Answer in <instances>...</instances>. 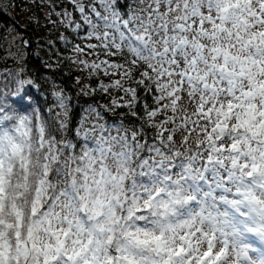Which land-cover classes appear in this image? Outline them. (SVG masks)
Segmentation results:
<instances>
[{"label":"clouds","instance_id":"9594fccd","mask_svg":"<svg viewBox=\"0 0 264 264\" xmlns=\"http://www.w3.org/2000/svg\"><path fill=\"white\" fill-rule=\"evenodd\" d=\"M251 6L258 9L256 0ZM245 7L242 3L229 14L224 31L208 29L211 38L189 28L169 31L165 43L163 30H153L151 49H178L175 54L187 62L176 71L192 73L184 89L190 96L179 105L169 104L182 140L166 144V154L152 157L155 167L144 166L143 146L126 141L124 129L110 127L103 135L99 128L86 130L87 140L75 141L67 129L49 131L50 121L35 106L27 113L5 112L11 119L0 124V132L6 133L0 137L4 264H187L209 245L219 250L225 244L223 264H264V95H243L264 82V73L253 63L264 64V46H242L264 32V24L256 25ZM181 14L165 17L169 29ZM165 62L171 66L170 58ZM170 79L178 82L175 76ZM229 100L239 105L231 118L218 108H226ZM201 105L213 106L211 123H201L209 119L198 115ZM20 116L31 120L17 130ZM42 123L48 132L43 146ZM217 123L220 128L212 132ZM51 131L57 132L54 141ZM209 135L225 137V146L236 143L238 150L212 152L214 163L202 180ZM73 142L87 147L74 152L62 147ZM170 161L175 172L167 171ZM245 162L250 167L242 169ZM252 165L258 170L249 177ZM181 246L188 256H175Z\"/></svg>","mask_w":264,"mask_h":264},{"label":"snow or ice","instance_id":"6c2138e0","mask_svg":"<svg viewBox=\"0 0 264 264\" xmlns=\"http://www.w3.org/2000/svg\"><path fill=\"white\" fill-rule=\"evenodd\" d=\"M35 3V0H32ZM245 4L244 12L248 17L256 21V25L264 24V0H256L258 9L252 8L253 0H149L144 5L142 0H132L127 5V10L120 5L119 0H67L68 6L58 3L57 0H40L36 7L44 9V20L47 25L52 26V30L59 34L56 40L46 39L41 44L37 41V51L34 53L40 56L41 50L48 51V57H41V65L51 72L59 71L65 67V62L74 66V70L86 75H76L73 79V86L77 89V96L91 97L93 102L83 108V115L79 121V127L74 129L75 139L72 138L70 128L73 99L71 94L56 85L55 81L45 76L44 81L51 86L50 96L53 104L49 106L48 112L51 114L53 108L56 109L55 116L48 119V130L53 127L59 129L61 133L68 130L70 139L75 141L87 140V131L100 129L101 134H105L110 127L117 131L125 130V140H130L135 147L144 148V166L152 165L155 167L156 161L152 159L157 155L166 154V144L172 142L180 143L182 137L180 132L175 131L176 120L173 117V111L169 110V104L179 105L187 97L189 92L184 89L186 81L191 79L190 72H177L176 67H183L186 64V58L180 57L178 49H169L167 47L161 50H152L153 30L160 28V33L167 40V33L171 31L186 32L189 28L196 29L204 36L211 38L212 33L207 30L212 29L224 31L229 14L234 9ZM207 5V11L204 5ZM59 9V10H58ZM182 13L176 16L179 21L176 26L169 29L165 17L173 16L175 13ZM215 13V14H213ZM235 14V13H233ZM39 24V18H35ZM159 22V23H157ZM247 23V21H245ZM252 25V26H256ZM63 29V30H61ZM12 30H9L11 35ZM71 33V36L68 34ZM86 33V34H85ZM51 35V30L49 31ZM231 36L232 33H229ZM174 38V37H173ZM237 40H241L239 34ZM19 41V43H17ZM57 43L62 46L71 55L61 56ZM259 48L264 46V32H260L248 41H244L242 46L253 44ZM32 41L25 39L19 33L11 35L7 45V55L0 57V61L11 59L14 62L13 67L5 66L0 69V88L6 91L0 92V124L11 119L5 112L12 108L8 103L9 96H16L21 101L32 102V97L28 95V88L35 87L41 90L42 86L38 82L34 72L30 73L27 65V59L31 52ZM203 47V45H201ZM55 54V58H53ZM85 57H94L87 59ZM104 57V58H102ZM171 59V66L165 61ZM213 59L217 57L213 56ZM154 60L156 63L145 61ZM261 73H264V64L259 61H253ZM168 70L165 72L164 69ZM65 72L64 75H69ZM177 77V81H172L171 77ZM103 77V78H101ZM95 81V83H93ZM252 83V81H250ZM191 86V85H188ZM204 88H208L206 82L202 83ZM215 87V85H213ZM255 92L245 91L244 96L264 95V82L253 84ZM143 91L144 96L140 93ZM100 96L101 100L94 98ZM149 96L151 103L148 102ZM5 105L9 107L6 108ZM239 105L233 104L231 100L225 108L219 105L221 113L226 112L231 118L233 111ZM255 107V105H253ZM200 116H207L209 119L202 120V124L211 123L213 115V106H200ZM41 116L43 109H34ZM112 113L118 118V123H109L106 114ZM264 116V112L261 113ZM223 115L220 120L223 122ZM25 120H31L28 116H20L17 121L18 129L22 127ZM138 122V123H137ZM196 127V125H192ZM220 128L217 123L212 132ZM87 130V131H86ZM41 133V145L45 143L48 132L42 123L39 127ZM183 131V129H181ZM151 132V135H149ZM83 133V136H82ZM6 133L0 132V137ZM57 138V132L51 131V140ZM212 142L207 156L202 163L205 165L201 179L205 180L213 165L214 160L212 152L221 153L232 150L237 151L236 143L225 146V137L213 138L209 135ZM187 143V141H184ZM49 147H52L49 142ZM65 151H75L77 148L87 147L80 143H69L62 145ZM4 148L0 146V168L3 167ZM215 163L222 166V161L218 158ZM239 163L237 159L234 165ZM248 162L241 165L242 169L249 168ZM258 170V166L252 165L248 176ZM167 171L175 172L174 161L169 162ZM213 178L218 179L213 173ZM230 177L224 181L227 185ZM2 181V177H0ZM219 182V181H218ZM3 189L0 188V192ZM228 250L227 244L216 250L209 245L208 250L202 256L191 257L187 264H223ZM189 253L181 246L176 252V257L188 256ZM68 259H71L70 257ZM0 264H4L3 253L0 252Z\"/></svg>","mask_w":264,"mask_h":264},{"label":"trees","instance_id":"16d2710c","mask_svg":"<svg viewBox=\"0 0 264 264\" xmlns=\"http://www.w3.org/2000/svg\"><path fill=\"white\" fill-rule=\"evenodd\" d=\"M21 1L22 0H0V57L7 55L6 49L8 41L11 39V35L19 33L25 39L32 41L31 52L27 59V65L29 72H34L38 82L42 86V89L37 90L35 87L28 88V95L33 98L30 104L26 101H21L16 96H9L8 103L12 106V109H15L19 113H27L35 106L36 108L43 109V115L46 119L54 118L56 109L53 108V112L51 114L48 112L49 106L53 104L50 96L51 86L44 81L43 77L47 76L51 78L55 81L56 85L62 87L66 93L71 94L73 97L71 101L72 113L70 128L72 129L71 136L75 139L74 129L79 127V121L83 115V108L87 104L92 103L93 98L77 96V89L73 86V79L76 75L83 76L86 74L75 72L73 66L69 65L67 62H65L64 68L55 72H51L41 65V57L46 59L48 57V51L41 50L40 56H36L34 53L37 51V41H40L42 44L46 39L56 40L59 33L52 30L51 25L46 24L44 16L40 13V11L31 10L32 12H30V9H28L29 13L27 14L26 12V15H24L22 12L24 6ZM57 2L68 6L71 11V6L67 5V1L57 0ZM119 2L126 11L127 5L131 3L132 0H119ZM36 17L39 18V24L35 22ZM9 30H12L11 35L9 34ZM50 30L51 35H49ZM68 34L71 36V33ZM17 43H19V41ZM57 48H59L61 56L71 55V53L66 51L59 45V43H57ZM53 58H55V54ZM5 66L13 67L14 62L11 59H8L6 64L4 61H0V69H3ZM66 71L70 74L64 75ZM93 83H95V81H93ZM2 91H6V89L0 88V92ZM140 95L144 96L143 91H141ZM94 99L96 101L103 102L100 96H96ZM148 102L151 103L150 96L148 98ZM106 119L109 123L119 122L117 116L112 113L106 114ZM149 135H151V132H149Z\"/></svg>","mask_w":264,"mask_h":264},{"label":"rangeland","instance_id":"374dc122","mask_svg":"<svg viewBox=\"0 0 264 264\" xmlns=\"http://www.w3.org/2000/svg\"><path fill=\"white\" fill-rule=\"evenodd\" d=\"M64 1H67V0H64ZM21 2L23 3V6H24L23 10H22V8H21V10H22V12H23L24 15H26V12H27V14H28V13H29V12H28V9H30V12H32L33 10H34V11H40V13L44 16V11H45V10L36 7V5L40 3V0H35V3H33L32 0H22ZM86 2H87V0H86ZM31 10H32V11H31ZM14 12H15V11H14ZM17 42H18V41H17ZM85 58H87V59H93L94 57H85ZM27 62H28V61H27ZM73 68H74V66H73ZM74 71H75V70H74ZM75 72H77V71H75Z\"/></svg>","mask_w":264,"mask_h":264}]
</instances>
